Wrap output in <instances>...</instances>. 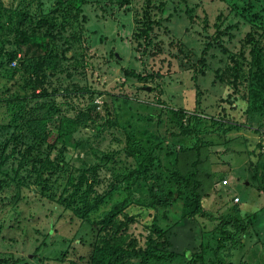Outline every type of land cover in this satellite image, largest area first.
Wrapping results in <instances>:
<instances>
[{"label": "rangeland", "instance_id": "1", "mask_svg": "<svg viewBox=\"0 0 264 264\" xmlns=\"http://www.w3.org/2000/svg\"><path fill=\"white\" fill-rule=\"evenodd\" d=\"M260 46L264 0H0V264H264Z\"/></svg>", "mask_w": 264, "mask_h": 264}, {"label": "trees", "instance_id": "2", "mask_svg": "<svg viewBox=\"0 0 264 264\" xmlns=\"http://www.w3.org/2000/svg\"><path fill=\"white\" fill-rule=\"evenodd\" d=\"M248 1L253 2V1H256V0H247V2ZM125 2L128 5V0H125ZM147 6L148 5L145 4V6H144L145 10H146ZM20 15H22V14H20ZM50 17L51 18H58V16L56 14L50 15ZM47 19H48V17L45 16L42 21H45ZM42 21H40V23H42V26H43V23H45V22H42ZM24 37H25L26 40H25V43L23 45L29 46L32 43V44H34L36 46H39V48L42 49V50H40V52H42V53L43 52H47L48 47H46V46L45 47H41V45L39 43H36V42L31 41V38H30L29 35H24ZM5 51L6 50L3 49V51L0 53V62L2 61V57L1 56L5 55ZM257 51H258L259 55H262L263 56V54H260V53H262L264 51V46H260V48ZM255 55L258 56V54H255ZM15 58L16 57H14L12 59V61H14ZM43 59L44 58H41L40 60L42 61ZM258 110H261V109L258 108ZM2 150H4V148ZM203 150L206 151V148L204 146H203ZM0 155H4V152H2V154H0ZM3 162L4 161L1 160L0 161V164H2ZM194 166L196 167V163H194ZM18 172H19V170H18ZM52 172H53V170H52L51 167H45V169H42L40 171V173H41V175H43V177L40 178V180H38L37 185L38 186L39 185H43L44 186L45 185V182L47 181L45 177L48 176V175H51ZM2 173H4V172H2ZM6 173L8 174L7 179H10V180L12 179V181H13V178L14 177H12V174L11 173H8V172H6ZM194 177H196V173H194V172H189V173H187L186 175H184L182 177V180L185 183V186L188 187V188H190L191 190H195V188H196L197 180ZM4 181L7 182L8 180H4ZM17 183H21V182L18 181ZM0 185H2V184H0ZM20 195H21V193H20ZM21 198H22V195H21L20 199ZM167 198L168 197L165 196V200L162 199V202L156 201V203L158 205L162 206V205H164L163 203H166V199ZM18 202H19V198H18ZM201 203H202L201 202V197H198V202L196 204L197 208H199L201 206ZM131 208H132V206L129 207V209H131ZM115 209H117L118 213H117V211L116 212L115 211H112V213L110 215H107L106 216V217H108V219L105 218L102 223L105 224L106 226H108L109 228H111V226H114V225H116L117 227L119 226L115 230L116 235H119L121 237V239H125L129 235V234H127V231L130 228V225L136 224L138 221H140L139 220V216H136V215H140V214H138L137 212L136 213H133L132 211H130V212L129 211L128 212H123V210L119 206V201H117L116 208ZM195 213H197V211L194 212L193 214H195ZM118 214H121V216H123V218H120L118 216ZM195 217H196V215L190 216V217H188V219L190 218L191 220L194 221V218ZM20 218H23V217H20ZM121 224H123L124 226H122ZM223 225H225V224H223ZM219 231H220L221 236H220V238L218 240V245H219L218 246L219 247L218 249L221 251L232 240V234L226 230V227H221L220 226L219 227ZM105 243L108 246V248H110V255L112 257H116L117 256V261H118V254H119L118 251L120 249L121 250L120 253H122V248H121L122 246L119 247L118 244L117 245H111L108 241H106ZM119 244H122V242H120ZM115 248H117V249H115ZM126 251L124 252L123 256H126L127 255L128 256V259L132 258L133 257V252L131 251V252H128L127 253ZM245 264H248V263H245Z\"/></svg>", "mask_w": 264, "mask_h": 264}]
</instances>
